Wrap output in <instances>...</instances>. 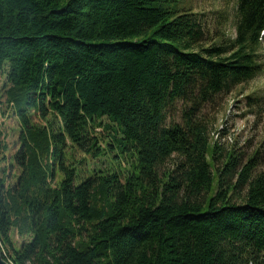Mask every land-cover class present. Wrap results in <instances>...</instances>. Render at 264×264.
<instances>
[{
    "label": "trees",
    "instance_id": "16d2710c",
    "mask_svg": "<svg viewBox=\"0 0 264 264\" xmlns=\"http://www.w3.org/2000/svg\"><path fill=\"white\" fill-rule=\"evenodd\" d=\"M192 2L0 0L9 264H264L259 152L224 155L208 119L264 75V0H237L233 36Z\"/></svg>",
    "mask_w": 264,
    "mask_h": 264
},
{
    "label": "rangeland",
    "instance_id": "374dc122",
    "mask_svg": "<svg viewBox=\"0 0 264 264\" xmlns=\"http://www.w3.org/2000/svg\"><path fill=\"white\" fill-rule=\"evenodd\" d=\"M182 7L186 4H181ZM192 6L196 13L206 15V21L211 26L210 31L217 25L218 12L224 11L228 23L222 27L224 35H234V23L237 0H193ZM264 56V33L262 34ZM5 83V78H0V90ZM256 95L264 96V75L255 81L240 86L233 94L224 97L219 107L210 109L208 119L210 125V140L218 143L223 148V153L234 152L245 166L248 160L259 152L258 173L264 172V111L252 108L247 97ZM5 114L0 119V143L9 145L11 151L17 146L19 122L13 110L3 107ZM263 112V113H262ZM12 153V152H11ZM9 154H7L8 156ZM2 159V157H1ZM107 167L108 163L104 162ZM3 165V164H2ZM14 243L19 246L23 238L14 232Z\"/></svg>",
    "mask_w": 264,
    "mask_h": 264
},
{
    "label": "water",
    "instance_id": "95a60500",
    "mask_svg": "<svg viewBox=\"0 0 264 264\" xmlns=\"http://www.w3.org/2000/svg\"><path fill=\"white\" fill-rule=\"evenodd\" d=\"M0 264H9V263L4 259L3 252H2V246H1V243H0Z\"/></svg>",
    "mask_w": 264,
    "mask_h": 264
}]
</instances>
